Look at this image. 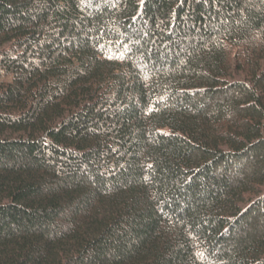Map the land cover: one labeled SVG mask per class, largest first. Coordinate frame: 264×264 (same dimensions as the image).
Instances as JSON below:
<instances>
[{
  "label": "trees",
  "instance_id": "obj_1",
  "mask_svg": "<svg viewBox=\"0 0 264 264\" xmlns=\"http://www.w3.org/2000/svg\"><path fill=\"white\" fill-rule=\"evenodd\" d=\"M0 264H264V0H0Z\"/></svg>",
  "mask_w": 264,
  "mask_h": 264
}]
</instances>
